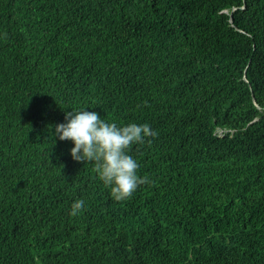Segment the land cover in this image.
Returning a JSON list of instances; mask_svg holds the SVG:
<instances>
[{
	"label": "trees",
	"instance_id": "1",
	"mask_svg": "<svg viewBox=\"0 0 264 264\" xmlns=\"http://www.w3.org/2000/svg\"><path fill=\"white\" fill-rule=\"evenodd\" d=\"M81 109L159 133L151 184L73 160ZM0 264H264V0H0Z\"/></svg>",
	"mask_w": 264,
	"mask_h": 264
},
{
	"label": "clouds",
	"instance_id": "2",
	"mask_svg": "<svg viewBox=\"0 0 264 264\" xmlns=\"http://www.w3.org/2000/svg\"><path fill=\"white\" fill-rule=\"evenodd\" d=\"M65 120L66 123L55 126L54 137L73 142V160L92 164L99 180L110 189L115 201L130 199L141 185L151 184L147 175H138L139 163L128 154L133 145L146 142L150 145L158 137L159 133L149 124L132 123L120 127L86 109L66 112ZM84 205L82 199L75 201L70 215L76 217L81 214Z\"/></svg>",
	"mask_w": 264,
	"mask_h": 264
}]
</instances>
